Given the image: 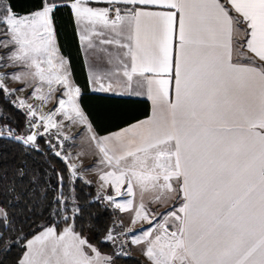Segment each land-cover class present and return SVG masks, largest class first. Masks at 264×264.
I'll use <instances>...</instances> for the list:
<instances>
[{"label": "snow or ice", "instance_id": "6c2138e0", "mask_svg": "<svg viewBox=\"0 0 264 264\" xmlns=\"http://www.w3.org/2000/svg\"><path fill=\"white\" fill-rule=\"evenodd\" d=\"M64 12L88 57L91 89L146 96L145 119L97 134L58 44ZM0 68L11 69L0 72V96L28 92L13 103L29 128L17 135L0 125V136L38 149L37 137L61 133L65 121L82 125L96 160L85 167L81 159L80 167L95 169L96 198L104 193L108 205L131 214V227L105 230L114 250L102 253L83 228L77 231L82 209L73 198L69 214L63 175L49 199L32 187L34 177L23 183L22 161L12 179L0 174L7 195L0 201V245L7 252L22 244L14 264H116L138 223L148 227L131 244L141 246L148 264H264V0H32L23 13L0 0ZM53 99L55 107L44 112ZM55 155L68 162L61 151ZM68 167L71 182L92 183L75 164ZM149 203L166 210L154 212ZM41 206L64 227L50 221L30 239L22 229L11 235L17 214Z\"/></svg>", "mask_w": 264, "mask_h": 264}, {"label": "trees", "instance_id": "16d2710c", "mask_svg": "<svg viewBox=\"0 0 264 264\" xmlns=\"http://www.w3.org/2000/svg\"><path fill=\"white\" fill-rule=\"evenodd\" d=\"M12 3L17 12L23 13L29 10L32 0H12ZM58 44L62 54L69 59L73 79L81 87L82 107L93 122L97 134L114 130L147 115L149 107L145 98L113 96L88 90L77 40L74 38L73 26L66 12L59 17ZM4 124L11 127L15 134L22 135L26 133V114L21 109L16 108L8 96H0V125ZM37 145L38 149L31 146L26 147L0 137V174L6 172L8 178L12 179L17 166L23 161L27 171L23 183H28L29 179L34 177L35 183L32 187L37 192L46 190L49 199L58 193V174L63 175V193L68 200L69 214L73 207V198H75V204L82 209V215L77 216L75 219L77 231L83 228L84 234L99 250L106 253L113 251L114 246L104 240L105 230L111 224L110 213L95 200L94 187L84 184L80 179L71 182L70 172L63 161L52 153L39 137H37ZM17 191H19V182ZM6 198V194L0 193V201ZM33 199L36 198L33 197ZM36 203L38 204L39 201L36 200ZM9 211H15V209L10 207ZM42 212L43 214H41ZM28 216L31 218L29 219ZM28 216L17 214L13 218L17 231L11 233V235L21 236L19 230L22 229L23 236L28 237L50 221L58 223L59 228L64 225L59 217L49 216V211L43 209L42 206L37 207L35 213H29ZM69 222L71 223L72 220L70 219ZM5 232H7V229H5ZM7 238L6 236L5 239L7 240ZM2 248L3 246L0 245V259L6 256L7 259L4 260V264H14L15 259L21 254L22 244L19 242L15 245L10 244L7 252H4ZM116 264L143 263L132 255L121 254L116 257Z\"/></svg>", "mask_w": 264, "mask_h": 264}, {"label": "crops", "instance_id": "0c3cea01", "mask_svg": "<svg viewBox=\"0 0 264 264\" xmlns=\"http://www.w3.org/2000/svg\"><path fill=\"white\" fill-rule=\"evenodd\" d=\"M77 45H78V42H77ZM78 49H79V53L81 55L83 68H84L85 75H86L88 90L91 91V92H95V93H101V92L93 91L91 89L90 85H88V57L81 51L79 45H78ZM8 81H9V85H10L9 88H18V87H20L19 84H16V83L12 82L11 80H8ZM101 94H108V95H113V96H123V97L145 98L147 100V102H148V107H149L147 115L151 114V102L147 99L146 96L119 95V94H112V93H101ZM22 96H28V94L25 93ZM38 103L40 104V102H38ZM55 104H56V101H55V99H53L52 101L47 103L45 106H50V105L51 106H55ZM146 116H144L142 118H139V119H145ZM60 119H62V117L58 118V120H60ZM133 122H135V120L130 122V123H133ZM64 123H65V126L63 127V129L70 136L69 152L67 154V157L70 159L71 164H75L77 166L78 174H81V175L85 176L88 180H91L92 183L90 185H92L94 187L95 191H97V189H98V181H97V173H96L95 169L90 170V171H84L83 168L80 167L81 159H83V163H84L85 167L94 165L95 164V160H96V157L91 155V152L88 149V145L85 142L86 132H85V130H84L82 125H71L67 121H65ZM126 125H123V126L118 127V128H116L114 130H111V131H108V132H105V133H101V134H98V135H108L111 132L118 131L120 128L125 127ZM82 151H88L89 154L86 155V156H81V157L78 158L77 154L81 153ZM107 194L115 195L114 193L111 192V190H109ZM126 198L127 197H117V200L118 201H122L123 199H126ZM145 200L146 201L150 200V194L145 197ZM148 207L154 212H163V211L166 210L164 206H158V205L153 204V203H149ZM116 211H117V213H118V215L120 217V221L122 222L123 228L127 229V228L131 227V224H130V215L131 214L130 213H121L118 209H116ZM146 225L147 224L138 223V224H136L134 226L133 232L128 234V239H129V243H130L131 250H132V254L131 255L136 257V258H138L143 264H148V262H147L146 258L142 254L141 246L132 245L131 244V239L134 236H139L141 234L140 233V229L141 228H146ZM63 227H64V225L61 226L60 229H62Z\"/></svg>", "mask_w": 264, "mask_h": 264}, {"label": "built area", "instance_id": "2783aa9c", "mask_svg": "<svg viewBox=\"0 0 264 264\" xmlns=\"http://www.w3.org/2000/svg\"><path fill=\"white\" fill-rule=\"evenodd\" d=\"M28 131H29V128L26 125V133ZM40 131L43 132V128H41ZM63 137H64V135H62L61 133H58L56 129H52L49 133L45 134L44 136H40L39 138H41L43 140V142L50 148L52 153L55 154L56 151H61L63 153V155H65V154L67 155L69 152V139L64 140ZM61 141H63L62 146H61ZM59 158L63 161V163L65 164V166L69 170L67 163H65V161L61 157H59ZM103 194L104 193H101V198L97 199L96 198L97 197V191H95L94 198L103 207H105L108 210V212L110 213V217H111L110 227H114V233H120L121 231L124 230L123 226L122 227L120 226L121 225L120 217H119L116 209L113 208L112 206L108 205V203L102 199ZM126 239H127V243L125 244V246L123 248V254L124 255H131V246L129 243V239H128V237ZM109 242L112 244L111 241H109Z\"/></svg>", "mask_w": 264, "mask_h": 264}, {"label": "rangeland", "instance_id": "374dc122", "mask_svg": "<svg viewBox=\"0 0 264 264\" xmlns=\"http://www.w3.org/2000/svg\"><path fill=\"white\" fill-rule=\"evenodd\" d=\"M8 71H11V69H6V68H0V72H8ZM5 83L8 85V87L10 86L9 85V81L8 80H6L5 81ZM28 91H31L30 89L28 90ZM28 94V92H17V93H15L14 95H12L10 98H11V100L14 102L15 100H16V97H18V96H22V95H24V94ZM39 101L38 100H35V99H32V98H29L28 99V103H31V104H33V105H39V103H38ZM55 106H44V108H43V111L44 112H48L49 110H51L52 108H54ZM23 111V110H22ZM24 112V111H23ZM58 118H60L59 116L57 117V119ZM57 130V129H56ZM61 134L62 135H64V136H68L69 137V140H70V136H69V134L64 130V129H62L61 130ZM64 156H67L66 154L64 155ZM66 163V162H65ZM69 164H71V161H70V159L68 158V162H67V165H69ZM146 227H148V225H146ZM39 231V230H38ZM37 231H35L34 233H32L31 235H29L27 238L28 239H30L31 238V236L33 235V234H35ZM91 242V241H90ZM109 242V241H108ZM92 244H94L93 242H91ZM110 243V242H109ZM111 244V243H110ZM112 245V244H111ZM102 253H106V252H104V251H102V250H100ZM131 254H132V250H131Z\"/></svg>", "mask_w": 264, "mask_h": 264}, {"label": "water", "instance_id": "95a60500", "mask_svg": "<svg viewBox=\"0 0 264 264\" xmlns=\"http://www.w3.org/2000/svg\"><path fill=\"white\" fill-rule=\"evenodd\" d=\"M18 135V134H17ZM1 138H5V139H9V140H12V141H14V142H17V141H15L14 139H12L10 136H8L7 134H5V135H3V136H0ZM17 143H19V142H17ZM21 144V143H20ZM61 189H60V186H59V184H58V192L60 191Z\"/></svg>", "mask_w": 264, "mask_h": 264}]
</instances>
